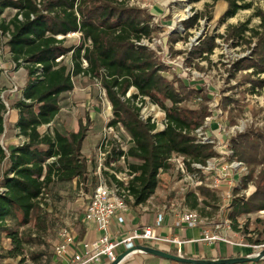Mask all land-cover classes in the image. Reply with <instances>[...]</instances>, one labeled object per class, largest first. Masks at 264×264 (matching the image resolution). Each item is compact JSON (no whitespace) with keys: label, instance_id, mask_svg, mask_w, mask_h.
<instances>
[{"label":"trees","instance_id":"16d2710c","mask_svg":"<svg viewBox=\"0 0 264 264\" xmlns=\"http://www.w3.org/2000/svg\"><path fill=\"white\" fill-rule=\"evenodd\" d=\"M224 1L228 9L223 21L254 8L253 0ZM6 11L11 14L4 16ZM153 17L117 0H0V32L7 38L10 61L16 71L23 70L28 77L20 98L8 108L1 96L0 69V248L4 240L11 242V249H0V260L20 259L24 264L27 246L43 244L41 235L49 226L43 200L53 186L76 183L88 194L98 183L97 177L90 179V165L83 155L88 128L82 122L77 132L66 133L54 127L63 98L75 90L77 78L86 77L100 85L113 111L109 128L123 130L129 137L126 152L117 141L109 143L106 164L125 159L135 175L130 188L135 207L146 205L156 194L160 177L173 169L170 160L174 156L185 157L190 172H194L193 164L207 167L208 161L219 157L212 144L198 143L196 135L211 116L207 105L210 96L202 95V89L193 90L178 77L168 79L165 74L170 67L141 44L157 35ZM202 17L198 14L187 28ZM254 18L260 19V25L250 29ZM74 33L81 35L80 42L67 47L68 35ZM227 38L252 51L250 57L237 61L233 70H252L244 80L251 84L252 94H259L264 89V9H257L245 23L229 26ZM215 48V37H210L193 54L208 60ZM144 99L166 114L164 130H158L150 120H142L137 103ZM192 101L196 106L187 107ZM9 110L18 115L14 127L24 142L6 151L1 138ZM43 128L47 131L42 132ZM230 141L233 155L229 161L244 163L249 175L240 188L234 189L236 198L229 207L228 219L234 232L246 235L248 226L246 231L244 227L239 229V219L264 210V132L245 131ZM250 182L255 183L257 191L246 200L241 193ZM218 196L207 187H199L186 194L185 203L190 210L199 211L202 203L204 207H210L211 202L219 204ZM257 223L263 225L259 233L263 239L251 245L264 244V221ZM28 227L40 235L27 233ZM83 235L85 231H80ZM43 256L41 253L33 260ZM240 257L247 255L237 253L229 258ZM218 259L225 258L219 255Z\"/></svg>","mask_w":264,"mask_h":264},{"label":"rangeland","instance_id":"374dc122","mask_svg":"<svg viewBox=\"0 0 264 264\" xmlns=\"http://www.w3.org/2000/svg\"><path fill=\"white\" fill-rule=\"evenodd\" d=\"M117 1L127 2L130 7L138 8L146 14L152 13L154 15L153 25L158 28L157 35L152 41H145L144 43L154 51L160 62L164 63L165 61L166 64H164L170 67V72L165 74V76L170 80L178 77V79L184 80L193 90H196V88L202 89L204 92L202 95L210 96L211 100L208 101L207 105L211 116L205 122L202 137H208L209 141L214 142L210 144L214 146V150L219 155V157H215L211 161L214 168L207 175L204 182L211 185L215 179L224 175L222 168L230 163L226 159L228 158V145H230L231 138L238 133H244L249 130L264 132V89L259 94H252L250 92L251 84L244 80V77L252 73V70L239 73L233 70L234 64L239 60L250 57L252 51L247 45L238 46L237 41L228 40L227 38L229 26H238L245 23L253 16L257 9H264L263 0H253V9L240 11L236 17L225 21H223V16L228 9V4L224 0ZM10 14V11H6L4 16ZM198 14H202L204 17L200 18L193 26L187 28L186 24ZM259 25L260 19L254 18L249 27L252 29L257 28ZM79 37L80 35L68 37L66 46L72 47L78 45L80 42ZM210 37H215L216 48L208 60L204 59L205 56L198 57V55H194L193 53L197 51L199 46ZM246 37L250 38L251 34L247 33ZM253 42L255 44L256 40H253ZM254 44L251 46L253 47ZM68 63L70 62L68 61ZM0 69L3 71L1 96L7 107L10 108L12 103L20 98L22 90L27 84L28 77L27 73L23 70L16 71L11 63L8 55L7 38L1 32ZM261 78L264 79V75H261ZM197 99L199 102H202V98ZM195 104H197L196 101H192L186 106L192 108L196 106ZM144 114L145 116H156L159 124L164 119L163 114L152 108L146 110ZM16 118V113L10 110L5 116L7 133L2 136L1 140L6 149L21 143L14 127ZM113 119L111 104L100 85L86 77L75 79V90L71 94L64 96L62 110L56 119L54 127L66 133L77 132L82 122L88 128V137L84 143L83 155L90 165L92 174L90 179L91 177H95V171L92 173V170L99 163V148L105 134L112 132L107 138L109 143H112L114 140L118 141L115 139V137H118L121 140L120 143L117 142L119 147L121 145L124 148L128 146L129 137L125 132L115 129L114 132H109V123ZM232 122L235 124H232ZM46 131L47 128L42 129V132ZM219 143L220 145H218ZM177 159L182 162L180 158ZM239 163L243 165L238 167L237 171L233 173V180L236 185L242 183L249 175V168L244 163ZM118 168H120V165ZM194 174L199 175L197 171ZM191 175L193 176V174ZM191 175L190 178H193ZM190 190H192L190 184L187 181H182L176 168H173L160 177L159 188L153 198L150 199V203L137 209L131 203L129 209L136 212L138 217H144L147 213L154 212L153 210L158 211L159 208L162 211L164 207H168L167 213H172L173 210L183 211L189 209L185 203V196ZM220 190L217 192L220 198L219 204L209 202L211 206L204 207L202 203V209L199 210V213L203 218L208 219L209 225L207 227L212 229L213 232L216 231V223H219L222 226L221 230L223 234L229 236L224 221L230 215V208H227L228 202L225 196L229 191H231L233 197L235 193L226 185ZM256 191L257 187L255 183L250 182L247 190L241 193V197L247 200ZM91 192L92 189H90L88 195ZM46 197V200H43V204L45 212L49 215L48 230L41 235L43 244L40 246H27L23 257V259H26L24 264H66L65 260L55 256L54 249L58 233L64 224L73 223L74 217L83 213L88 201V198L86 199L83 196L76 183L53 186L48 191ZM131 206L133 207L131 208ZM259 213L243 217V219H246L243 220V230L246 231L245 227L248 226L247 232L249 237L246 234L245 239L239 238L237 240L236 237L234 241L236 239L237 243L249 246L250 243L263 239L259 236L263 225H259L257 220L264 221V210ZM252 216L254 217L250 220L249 217ZM93 225V223H86L85 226H76V228L80 229L82 233L84 231L91 232V226ZM172 228L174 229V226ZM25 231L40 235L33 227H28ZM160 232L163 233V229ZM98 235L101 236L100 233ZM84 239V235L80 236V240ZM150 245L154 248L158 246L156 243H151ZM218 245H220V248L216 250L224 255L233 253L232 255L235 256L238 249L242 250L241 253L244 256H253L260 252L248 247L240 248L224 243H219ZM1 248L2 250L11 249L10 240H4ZM41 253L44 254L43 258L34 261L33 257ZM184 257L188 258L185 254ZM139 258L135 257L127 264H138ZM20 261V259H1L0 264H21ZM163 262L176 264L168 260H163Z\"/></svg>","mask_w":264,"mask_h":264},{"label":"built area","instance_id":"2783aa9c","mask_svg":"<svg viewBox=\"0 0 264 264\" xmlns=\"http://www.w3.org/2000/svg\"><path fill=\"white\" fill-rule=\"evenodd\" d=\"M74 35L80 34H69L68 37ZM59 38L61 39L62 37ZM80 38L81 35L79 39ZM145 41L149 40H144L141 44L145 45ZM85 65H87L86 62ZM137 105L139 108H141V118L143 121L150 120L152 124L157 125L158 130L165 129L166 114L158 106L151 104L148 99L139 101ZM149 108L157 110L159 113L164 115L162 123L159 124V122H157L156 116H145L144 113ZM202 130L203 128L197 130L196 132L198 143H214L213 141H209L208 137H202ZM110 131L114 132L115 130L113 128H109V132ZM6 133L7 131H5L4 135ZM111 134L112 132L104 135L103 141L99 148V163L96 165V170L94 172L95 177L98 179V183L94 186L90 195L81 191L83 196L86 197V199L88 198L86 207L81 215H76L74 217L73 223H66L60 229L54 249L56 257L65 260L66 264H103L104 262L112 264L117 260L119 255L125 253L126 251L134 249L140 245H150L151 243H156L160 246H168L170 247L171 252H174L176 253V256L181 257H184V246L190 243H203L210 245L224 243L240 248L248 247L258 252L264 249V245L249 244L248 246L242 243H237L236 236L232 234V222L229 219L224 221L229 236L227 234H223V231L221 230L222 226L219 225V223H216L215 232H213L210 228L205 229L203 231L202 237L195 241H184L175 236H163L160 233V230L164 225L165 215L168 211V207H164L162 211L158 213L153 226L146 227L142 231L136 230L130 233L126 232L122 235H119L120 232H118L120 238H115V235L112 231L113 225L116 222L118 225L124 226L126 224L127 215L130 210L129 206L131 203L134 204V199L131 195L130 188L131 182L135 175L130 171V168L125 163L124 158H122L118 163L112 162L110 166H107L106 162L108 160L111 147L107 138L108 135ZM206 134L208 135L207 132ZM115 139L118 140V143L121 142L118 137H115ZM20 140H23V138L21 137ZM23 142L24 141H21V143ZM1 144L4 147L2 140ZM218 145H220V143ZM228 147L229 151L226 161H229V157L233 155L232 151H230V145H228ZM120 148L122 151H127V146L124 148L121 145ZM4 149L6 150L5 147ZM177 158H180L182 162H180ZM212 160L213 159L208 161L207 167H203L199 164H193L192 168L194 169V172L189 171L188 162L183 156H174L170 162L173 168H176V171L182 178V181H187L190 184V187H192V190L204 186L217 193L221 191L220 189H222L225 185L229 186L232 191H234L235 188H240L241 183L236 185L233 180V173L237 171L238 167L243 165L237 161L230 163L227 162L229 165H226L224 168H222L224 175L215 179L211 185L204 183L207 175L213 171L214 167L213 163L211 162ZM119 165L120 170L117 171L116 169ZM195 171H197L200 176L194 174ZM105 173H107L109 177L106 176ZM191 174H193V176ZM190 175L193 178H190ZM111 177H114L115 180ZM245 191L246 190L242 192ZM234 198L235 196L233 197L231 191L226 193L225 199L228 202L227 208L231 206ZM172 213L174 216L173 226L178 230H194L201 226L207 227V225H209L208 219L203 218L199 211L185 209L183 211L173 210ZM86 223H93L101 236L96 239H91L89 235L85 233V239L80 240V229L78 230L76 226H85ZM234 238H236L235 241ZM150 247L152 246L150 245ZM131 257H128L124 263Z\"/></svg>","mask_w":264,"mask_h":264},{"label":"crops","instance_id":"0c3cea01","mask_svg":"<svg viewBox=\"0 0 264 264\" xmlns=\"http://www.w3.org/2000/svg\"><path fill=\"white\" fill-rule=\"evenodd\" d=\"M16 113V112H15ZM17 115V113H16ZM18 120V115L16 118L17 122ZM16 146V144H15ZM218 194V193H217ZM153 198V197H152ZM149 203V202H148ZM134 206V205H133ZM131 206V208L133 207ZM146 206V205H144ZM139 207H143V206H138L134 208H139ZM154 212L152 213H147L144 217H138V215L136 214V212H133L132 210H129L128 215H127V219H126V224L124 226H120L118 225L116 222L112 227V231L115 235V238H120L119 235H122L124 233H130L133 231H142L144 228L146 227H150L153 226L155 224L156 218L158 216V213L160 212V208L158 209V211L153 210ZM260 214V213H259ZM254 216L249 217L250 220H252ZM261 218V217H259ZM243 218L239 219V229L243 228L244 224H243ZM173 223H174V216L172 213H166L165 215V222L163 227L161 228V231L163 229V233L160 232L163 236H175V237H179L180 239L184 240V241H195L198 240L202 237L203 231L205 229H208V227H204L201 226L197 229L194 230H188V229H173ZM247 223H249V221H247ZM87 228V226H86ZM89 228V227H88ZM118 232H120V234L118 235ZM87 235H89V237L91 239H96L99 237V232L96 230L95 225L91 226V232H85ZM236 237L237 240L239 238H243L245 239V235L241 234L239 232H234L233 233ZM249 237V234H248ZM216 245V246H215ZM251 245V244H250ZM154 248V247H153ZM220 248V245L218 244H214V245H210V244H201V243H190L186 246H184L183 250H184V254L185 256H187L189 259H218L219 255L224 257V258H229L230 255H224L221 252L217 251L216 249ZM156 249H160L163 250L165 252H171L170 247L168 246H160L158 245L156 247ZM242 250L238 249L237 253H241ZM236 253V254H237ZM242 254V253H241ZM243 255V254H242ZM135 257H140L139 260L137 261L138 264H168V263H164L163 259L157 258V257H153V256H149L146 254H138V255H134L133 257H131L130 259H128L124 264H127L130 260L134 259ZM172 263V262H171ZM174 263V262H173ZM103 264H108L106 262H104ZM250 264H264V260H262L259 263H250Z\"/></svg>","mask_w":264,"mask_h":264},{"label":"water","instance_id":"95a60500","mask_svg":"<svg viewBox=\"0 0 264 264\" xmlns=\"http://www.w3.org/2000/svg\"><path fill=\"white\" fill-rule=\"evenodd\" d=\"M136 254H146L163 260H168L176 264H245V263H259L262 260H264V249H262L258 254L253 256L207 260V259H189L181 256H176L150 246L140 245L134 249L128 250L125 253L119 255L117 260L112 264H123L128 257H131Z\"/></svg>","mask_w":264,"mask_h":264}]
</instances>
